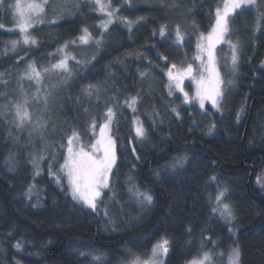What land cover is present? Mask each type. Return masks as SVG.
I'll return each mask as SVG.
<instances>
[{
	"label": "trees",
	"instance_id": "16d2710c",
	"mask_svg": "<svg viewBox=\"0 0 264 264\" xmlns=\"http://www.w3.org/2000/svg\"><path fill=\"white\" fill-rule=\"evenodd\" d=\"M88 2L79 0L78 10L70 3L71 10L58 22L33 28L30 35L38 45L22 44L19 33L7 29L11 26L10 13L0 10V72H5L11 82L8 89L0 85V91H7V96H0V104L19 103L26 95L33 123L41 116L47 121L43 140L39 132L29 137L31 125L25 124L23 130L11 127L13 136L19 138L13 143L8 135L10 126L0 120V264H94L90 256H80L79 252L102 253L106 264H120L129 249L146 258L161 237L170 240L165 264H187L202 252V243L206 245L203 250H211L209 237L224 253L234 242L238 244L241 264H264V187L256 183L264 171V20L257 31L264 0H257V6H250L230 21V36L239 42L240 51L237 71L223 70L225 80L233 83L226 88L220 111L212 107L202 111L194 104H184L181 95L169 96L167 68L158 55L168 57V66L189 62L197 35L208 31L221 0H132L131 8L121 5L120 16L144 19L131 32L123 23H113L102 43L93 44L87 51L88 60L86 55V59L78 57L80 64L70 62L72 75L61 87L53 89L60 80L54 82L46 75L41 93L48 90L52 95L47 110H43L42 100L33 98L36 84L20 81L19 76L25 73L28 62L35 61L41 71L55 63V50L75 39L83 27L98 36L101 15L89 8ZM112 3L116 6L121 0ZM47 14L53 15L52 10ZM162 24L167 25L168 39L158 34ZM177 25L186 33L182 47L173 42ZM11 41H20L15 52ZM142 72L146 77L141 78ZM90 83L107 89L101 93L100 102L84 95L83 89ZM137 94V114L147 139H135L133 112L118 108L114 123L117 163L111 178L115 197L110 200L112 192L105 191L102 200L109 212L105 217L104 204H98V214L93 213L60 191L48 173V159L55 153L62 163L60 153L64 150L60 145L66 143L73 129L88 142L90 133H85L89 117L101 116L110 95L122 103L126 96ZM9 107L7 117L11 120ZM212 123L215 129L209 132ZM45 146L48 159L39 162L40 174L35 175L30 154L38 155ZM10 151L16 152L19 160L15 172L5 166ZM181 157H187V162L173 171V161ZM213 175L221 186L229 188V202L236 215L235 235L211 212L214 204L209 196L217 191L216 183H208ZM130 183L151 192L153 204L141 207L127 191ZM30 185H35L31 200L25 196ZM37 191L43 206L34 208L31 205L36 202ZM109 219H114L115 225L108 223ZM17 241L23 244L21 252L14 247ZM132 259L128 256L129 261Z\"/></svg>",
	"mask_w": 264,
	"mask_h": 264
},
{
	"label": "snow or ice",
	"instance_id": "6c2138e0",
	"mask_svg": "<svg viewBox=\"0 0 264 264\" xmlns=\"http://www.w3.org/2000/svg\"><path fill=\"white\" fill-rule=\"evenodd\" d=\"M74 3L79 9V0H28L22 3V0H0V10L5 13H11L18 25V30L23 34L24 45H38V41L30 35L29 29L33 28L35 24L45 23L46 10L51 9L53 18L48 23L55 24L65 11H70L69 4ZM132 6V0H121V4L113 5L112 0H89L88 7L98 11L105 18H101L97 27L101 30L98 36H94L87 27L81 29V34L75 39L65 42L63 46L58 49L62 53V57L55 63H51L49 67H44L41 71L36 66L35 61L27 63L25 73L19 76V80L27 79L36 84V92L33 98L38 102L42 100L44 109L47 110L49 97L52 95L51 91L44 90L41 95V89L44 87V75L49 72H56L63 74L60 82L53 84L52 88L61 87L67 83L72 75V70L69 66V61L74 60L76 64L81 61L74 55H70L65 50L69 45H89L94 43L99 46L103 39L104 33L109 30V26L115 22L123 23L128 31L131 32L135 24L139 23L144 17H139L136 21L129 20L126 16H120L121 5ZM250 6H257V0H223L222 5H218L214 11V22L211 24L207 33L200 32L197 36V43L195 46L196 54L194 56V63L187 65H180L173 63L171 67L167 63L163 67L167 68V84L168 95L172 96L175 92H179L183 97L184 104H198L199 109L204 110L206 103H210L211 107L217 111L221 110L222 100L224 99L225 91L228 85L232 84L231 79L225 80L220 66V60L217 57V49L221 44H227L229 48L230 60L225 57L223 60L225 70H228V65H231L230 71L236 72L238 69V59L240 44L233 42L230 36V20L234 16L240 15L242 12L248 10ZM264 20V12L257 16V31L260 30L259 22ZM3 27V25H0ZM158 34L162 39L170 38L168 36V28L166 24H162L158 29ZM155 35V33H154ZM185 32H182L180 26L177 25L174 29V43L182 47L185 43ZM11 50L15 52L17 45L20 41H11ZM175 50V49H174ZM8 49L5 48L3 54H7ZM23 59V58H21ZM94 59V57H93ZM158 59L164 61L168 60L167 56L162 54L158 55ZM261 67L264 68V62ZM6 73L0 72V85H4L5 89L10 87V81L6 79ZM141 78L146 77L147 73L142 72ZM185 80L191 81L190 86H194L192 95L189 91L185 90ZM22 87V85H21ZM107 89L100 84H88L83 93L90 100L95 97L97 102L101 101V93ZM0 96H7V91H0ZM179 98V97H177ZM140 100L139 94L126 96L122 103L115 95H110L104 101L105 107L101 116L97 118L91 115L88 120V128L85 135L88 136V142L85 143L81 133L75 129L72 130L71 135L67 136L66 143H61L60 147L64 150L60 153L59 162L55 153L51 154V159L45 155L48 152L47 146L37 154H30V159L35 169V175L40 174L39 162L48 159V173L53 178L55 184L62 192H67L71 200L76 204L81 205L83 208L91 210L93 213L98 214V204H104V215L109 217L107 202L102 200L106 195L105 190L112 192L113 199L115 192L111 185V176L113 175V168L116 166V139L112 135V126L116 121L117 109L126 107L131 109L133 113L137 111V104ZM28 100L25 99L24 103H8L0 104V120H3L10 127L8 135L12 137L13 143L18 142V137L13 136L11 127L17 130H23L25 124L31 125L32 132H39L40 138L43 140V130L47 128V121L41 116L33 123L32 113L28 110L26 105ZM12 119L9 120L7 114L10 111ZM177 115L179 112L176 108L171 109ZM87 107L85 112H87ZM243 111V109H241ZM237 121L240 119V112L237 113ZM135 139H147V130L143 122L135 117L133 119ZM215 129V123L210 124L209 132ZM135 153V148L132 149ZM139 159V157H136ZM187 162V157H181L173 161L172 170L175 171L176 167H183ZM19 164L17 153L10 151L5 159V166L8 171L15 172ZM159 176V173H157ZM131 181V175L129 176ZM209 184L216 183L217 191L214 196L210 195L209 200L213 202L211 212L213 215H218L228 225V231L235 235V226L233 221L236 220L235 209L229 202V188L227 185L221 186L217 182L216 176L209 177ZM256 183L264 187V175H258ZM35 185H30L25 193L27 199L31 200ZM128 193L141 205L143 208L151 206L154 202L153 194L147 190L141 191L135 183H130ZM34 208L42 207L40 202V193L36 192V202L31 205ZM108 223L115 225L114 219H109ZM111 230H115L113 227ZM191 227L187 229L191 232ZM11 235V233H9ZM207 244L212 245L211 250H203L206 245L202 243V252H198L197 256L187 262V264H224V257L226 256L227 264H241V249L238 244L234 242V246L225 254L219 251L215 243L209 237ZM17 252L23 250V244L20 241L14 245ZM170 251V240L167 237H161L151 247L150 253L146 258L143 253H133L130 249L127 250L125 256L120 264H164L166 257ZM80 256L91 257L94 264H106V257L104 254H93L90 252H79ZM128 256L133 257L131 261ZM219 258V259H218ZM19 264V261H17Z\"/></svg>",
	"mask_w": 264,
	"mask_h": 264
},
{
	"label": "rangeland",
	"instance_id": "374dc122",
	"mask_svg": "<svg viewBox=\"0 0 264 264\" xmlns=\"http://www.w3.org/2000/svg\"><path fill=\"white\" fill-rule=\"evenodd\" d=\"M84 1H86V0H84ZM89 1V0H88ZM12 2H15V0H12ZM26 2H28V0H22V3H26ZM222 3H223V0H221V2H220V4L219 5H222ZM100 15H101V18H105V17H103V15L101 14V13H99ZM10 15H11V26H9L7 29H8V31L9 32H17V33H19V35H20V37L22 38V40H23V34L22 33H20L19 32V30H18V25L16 24V22H15V20H14V18H13V15L10 13ZM118 15H119V13H118ZM53 18V15H48L47 14V10H46V14H45V23H48V21H50L51 19ZM59 20H57V22H58ZM231 21V20H230ZM100 22V21H99ZM99 22L97 23V25L99 24ZM44 24V23H43ZM40 25H42V24H35L34 25V27L33 28H35V27H38V26H40ZM111 26V25H110ZM109 26V27H110ZM33 28H31V29H29V32L33 29ZM90 31V30H89ZM91 32V31H90ZM205 33H207V32H205ZM81 34V33H80ZM79 34V35H80ZM98 35H99V33H98ZM199 35V34H198ZM197 35V36H198ZM78 37V36H77ZM71 41V40H70ZM196 43H197V38H196V40H195V43H194V50H193V52H192V55L190 56V58H189V62H187V63H185V64H183V65H187L188 63H194V56H195V54H196V50H195V46H196ZM23 44V43H22ZM65 43H63V44H61L56 50H55V52H54V54L56 55V60L58 61L61 57H62V53H60V52H58V49L61 47V46H63ZM94 43H90L89 45H69V48H67L65 51L66 52H68L70 55H74L77 59H78V57H82V58H84V59H86V55H87V51H89V49L92 47V45H93ZM30 45V44H29ZM81 51V52H80ZM217 57H218V59L220 60V66H221V69H222V74H223V70L225 69L224 68V63H223V60H224V58L225 57H227L229 60H230V54H229V48H228V45L227 44H221V45H219L218 46V49H217ZM79 60H81V59H79ZM86 60H88V55H87V59ZM71 61H74V60H70L69 61V66H70V62ZM196 63H198V62H195L194 63V68H195V66H196ZM178 66H180V65H178ZM46 67V66H45ZM169 67H171V65L169 66ZM230 68H231V65L229 64L228 65V70H230ZM42 70H43V68H42ZM165 72H167V69H166V71ZM46 75H48V79L51 77L52 79H54V82H56L57 80H61L62 79V75L63 74H60V73H56V72H49V73H47V74H45L44 75V82H45V78H46ZM28 81V84H35L33 81H29V80H27ZM184 84H185V90L186 91H189V94L190 95H192V93H193V89H194V86H190L191 85V81H189V80H185V82H184ZM42 94V93H41ZM174 94H178V95H181L179 92H175ZM182 96V95H181ZM183 98V97H182ZM25 99H27L28 100V97L26 96V95H22V97H21V100L19 101V103L21 102V104H23L24 103V101H25ZM29 101V100H28ZM192 104H194V105H196L198 108H199V106H198V104H196L195 102H193ZM26 107H28V106H26ZM208 107H211V104L210 103H206V105H205V109L204 110H202V111H206L207 110V108ZM131 110V109H130ZM201 110V109H200ZM213 110H215V109H213ZM135 117H138L140 120H141V118L139 117V115L137 114V111H136V113H133V119L135 118ZM115 123V122H114ZM114 123H113V126H112V135L114 136V138H115V135H114ZM133 127H134V124H133ZM116 139V138H115ZM138 141H140V140H138ZM116 154H117V146H116ZM116 163H117V161H116ZM115 168V167H114ZM114 168H113V170H114ZM261 175H264V171L262 172V174ZM111 178H112V176H111ZM106 191V190H105ZM218 241V240H217ZM227 253V252H226ZM225 253V254H226ZM167 258V257H166ZM131 261V260H130ZM165 261H166V259H165ZM165 261H164V264H165ZM224 264H227V261H226V256L224 257Z\"/></svg>",
	"mask_w": 264,
	"mask_h": 264
},
{
	"label": "water",
	"instance_id": "95a60500",
	"mask_svg": "<svg viewBox=\"0 0 264 264\" xmlns=\"http://www.w3.org/2000/svg\"><path fill=\"white\" fill-rule=\"evenodd\" d=\"M162 63L165 64V63H167V61L162 60Z\"/></svg>",
	"mask_w": 264,
	"mask_h": 264
},
{
	"label": "bare ground",
	"instance_id": "6f19581e",
	"mask_svg": "<svg viewBox=\"0 0 264 264\" xmlns=\"http://www.w3.org/2000/svg\"><path fill=\"white\" fill-rule=\"evenodd\" d=\"M233 247V246H232ZM230 249H231V247H230Z\"/></svg>",
	"mask_w": 264,
	"mask_h": 264
}]
</instances>
